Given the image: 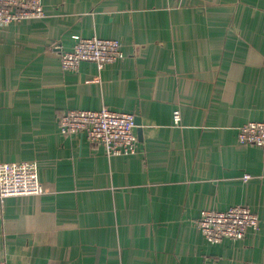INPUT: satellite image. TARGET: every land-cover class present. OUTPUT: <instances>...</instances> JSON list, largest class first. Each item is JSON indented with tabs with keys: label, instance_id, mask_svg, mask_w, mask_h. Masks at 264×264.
I'll return each instance as SVG.
<instances>
[{
	"label": "crops",
	"instance_id": "obj_1",
	"mask_svg": "<svg viewBox=\"0 0 264 264\" xmlns=\"http://www.w3.org/2000/svg\"><path fill=\"white\" fill-rule=\"evenodd\" d=\"M42 5L0 30V162H36L46 189L0 207V264H264V148L237 140L264 122V0ZM73 36L124 58L63 70ZM103 106L139 120L136 154L59 132L65 110ZM238 204L259 231L208 244L201 211Z\"/></svg>",
	"mask_w": 264,
	"mask_h": 264
},
{
	"label": "built area",
	"instance_id": "obj_2",
	"mask_svg": "<svg viewBox=\"0 0 264 264\" xmlns=\"http://www.w3.org/2000/svg\"><path fill=\"white\" fill-rule=\"evenodd\" d=\"M44 16L42 0H0V30L10 23ZM70 50L60 53L63 70L75 72L82 62H93L98 70L124 58L120 40L92 36H73ZM173 122H180V111H173ZM62 135L81 134L87 142L99 145L105 154L131 156L137 153L135 115L106 106L97 110L68 109L59 118ZM237 140L264 148V122L250 121L237 129ZM251 178L242 176L243 181ZM46 189L39 180L38 166L34 161L0 162V207L7 198L39 196ZM208 244H219L228 239L233 242L244 239L247 234L259 231V218L244 205H233L226 210L205 209L195 222Z\"/></svg>",
	"mask_w": 264,
	"mask_h": 264
},
{
	"label": "water",
	"instance_id": "obj_3",
	"mask_svg": "<svg viewBox=\"0 0 264 264\" xmlns=\"http://www.w3.org/2000/svg\"><path fill=\"white\" fill-rule=\"evenodd\" d=\"M135 125H140V122L136 117H135ZM139 136H140V133H139Z\"/></svg>",
	"mask_w": 264,
	"mask_h": 264
}]
</instances>
